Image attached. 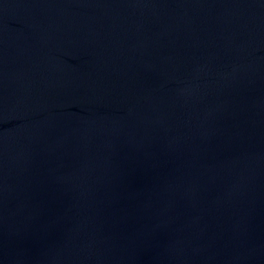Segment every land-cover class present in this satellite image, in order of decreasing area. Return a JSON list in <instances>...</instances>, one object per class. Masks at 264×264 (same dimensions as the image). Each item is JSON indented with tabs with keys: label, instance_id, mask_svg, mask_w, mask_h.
Here are the masks:
<instances>
[{
	"label": "water",
	"instance_id": "1",
	"mask_svg": "<svg viewBox=\"0 0 264 264\" xmlns=\"http://www.w3.org/2000/svg\"><path fill=\"white\" fill-rule=\"evenodd\" d=\"M0 264H264V0H0Z\"/></svg>",
	"mask_w": 264,
	"mask_h": 264
}]
</instances>
